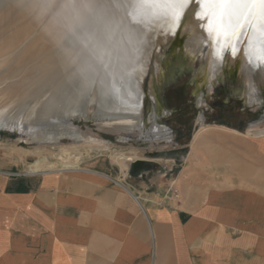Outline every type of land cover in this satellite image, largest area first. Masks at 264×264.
<instances>
[{
  "label": "crops",
  "instance_id": "crops-1",
  "mask_svg": "<svg viewBox=\"0 0 264 264\" xmlns=\"http://www.w3.org/2000/svg\"><path fill=\"white\" fill-rule=\"evenodd\" d=\"M200 130L174 170L101 153L31 171L0 137V264H264V182L221 163L216 131L236 130Z\"/></svg>",
  "mask_w": 264,
  "mask_h": 264
},
{
  "label": "bare ground",
  "instance_id": "bare-ground-1",
  "mask_svg": "<svg viewBox=\"0 0 264 264\" xmlns=\"http://www.w3.org/2000/svg\"><path fill=\"white\" fill-rule=\"evenodd\" d=\"M197 10L194 1L179 31H187L184 45L192 54L206 49L202 58L207 78L203 84L208 85L222 61L213 59L212 48L196 26L193 14ZM152 11L147 6H132L130 0H0V128L17 131L19 139L34 143L59 145L61 138H69L78 144L87 139L73 126L72 119L83 118L97 120V126L117 132H140L151 142L172 141L170 131L159 125L158 114H149L150 125L146 126L139 113L140 101L147 97L149 65L159 67L173 37L164 35L162 24L149 28L134 23ZM238 55L248 79L247 102L260 105L264 66L250 65L243 54ZM228 57L232 59L229 51ZM262 119L264 110L259 121ZM257 122L251 126H257ZM256 134L263 136L264 129ZM90 140L98 139L90 136ZM77 146L59 145L56 152L13 149L39 156L29 165L31 171H38L50 155L64 159L74 153L81 159L94 149L84 145L83 154ZM110 156L119 162V156ZM138 159L134 156L133 160ZM75 164L64 166L69 170ZM54 165L49 163V167Z\"/></svg>",
  "mask_w": 264,
  "mask_h": 264
},
{
  "label": "rangeland",
  "instance_id": "rangeland-1",
  "mask_svg": "<svg viewBox=\"0 0 264 264\" xmlns=\"http://www.w3.org/2000/svg\"><path fill=\"white\" fill-rule=\"evenodd\" d=\"M186 34V31L181 33L179 30H176V33L171 38V43H169L165 51L169 53L170 48L176 50L179 44L184 46ZM169 57L170 55L168 54L166 56V61H168ZM193 60L196 62L195 59ZM160 66H162V64ZM191 73L187 72L175 76L164 74L162 76L159 71L149 78L151 79L152 85H158L156 92L157 97L156 93L153 92L156 99L154 103L157 105L156 109L158 112L161 111L162 113L157 121L159 125L166 127L170 131V139L172 141L165 142L163 140H158L156 142H151L141 137L140 132H136L135 134L117 132L97 126L98 121L91 118V120L74 118L72 119L73 126L77 127L83 133L87 142L75 144L72 139L61 138L59 140V145H78L77 147L80 149L84 145H90L94 146V149L90 151L88 155H85L83 149H81L80 152L84 154L81 159H77L76 157L80 155L75 154V157L74 153L69 157H63L64 159L50 155L46 158V162L43 163L47 166L44 165L41 169L65 168L66 166L64 165L77 164L87 156L101 153L116 154L119 156V162H123L125 165L128 161H134V156H136L142 160L149 158L160 167H170L173 164V170L174 168L181 169L182 166L185 165L186 153L192 143L194 133L198 129H202V127L212 129L218 128L214 125H219L237 131H216V134L221 133L222 136L220 137L221 139L215 143V145L217 144L216 147L222 150L218 151V155L222 159L221 163H226L227 167L237 165L247 170L242 172V175H244L243 179L246 180L247 183H251L252 180L263 183L264 159L256 152H253L251 148L252 142H264V137H254L262 136L256 134V132L260 128L264 129V119L259 121L264 110V92H262L263 103L261 102L260 105H250L247 102V76L242 74L240 70H231L223 72L219 82L212 81L213 79L211 78L215 76L212 75L208 85L203 84L202 94L195 96L193 93L194 85L191 82L192 78L195 76H191ZM67 80L70 81L69 79ZM162 81L163 83H161ZM34 96H38V93ZM152 103V100L148 97H145V99L143 97L140 101L139 113L143 115V121L146 126L150 125L149 118L147 117L150 107L153 105ZM93 106L94 104L92 102L90 108ZM200 115L201 118H199ZM255 120H258L257 123L259 124L252 127L251 124ZM248 130L251 133H248ZM20 135L21 134H15V131H10L8 129L0 130L1 139L7 140L9 143H13V145H18L19 147L32 150L44 149L55 152L59 147L58 144L51 145L45 142L34 143L33 141L25 140L24 137L19 139ZM90 136L98 140L93 142L90 140ZM104 147L109 148L110 152L105 150ZM225 148L227 150H225ZM235 152H237L238 157H235ZM226 153H230L231 157H227ZM120 154L125 158H122L123 156ZM19 155L25 163H33L35 160L40 159L39 156L34 155ZM49 163H54V167H49Z\"/></svg>",
  "mask_w": 264,
  "mask_h": 264
},
{
  "label": "snow or ice",
  "instance_id": "snow-or-ice-1",
  "mask_svg": "<svg viewBox=\"0 0 264 264\" xmlns=\"http://www.w3.org/2000/svg\"><path fill=\"white\" fill-rule=\"evenodd\" d=\"M190 0H130L132 6L154 9L134 23L162 24V31L175 34L183 22ZM193 18L212 48L214 60L222 61L224 53L243 54L246 61L264 66V0H197ZM133 13H129L132 15Z\"/></svg>",
  "mask_w": 264,
  "mask_h": 264
},
{
  "label": "water",
  "instance_id": "water-1",
  "mask_svg": "<svg viewBox=\"0 0 264 264\" xmlns=\"http://www.w3.org/2000/svg\"><path fill=\"white\" fill-rule=\"evenodd\" d=\"M197 1V0H190L189 6L192 2ZM188 6V7H189ZM187 13V12H186ZM186 16V14H185ZM184 16V17H185ZM176 30H180V27L177 28ZM175 30V33H176ZM186 31V30H184ZM183 32V31H182ZM181 32V33H182ZM187 32V31H186ZM167 38H170L172 35L174 34H165ZM169 43H171V39H169ZM168 43V45H169ZM207 53L206 49L199 53V54H192L189 49H187L184 46H182V44L178 45V48L175 49H171L170 48V52H164V54L161 56L160 60H159V67H155L153 64L149 65V69H148V73L146 76V81H145V87L147 88L146 90H149V92L147 91L146 96L152 100V106L150 107V111L149 114H158V116H161V111H157L156 107L157 105L154 104L156 99L155 96L153 94L157 92L158 89V85L151 84V79L150 76H153L156 72L161 73V75L163 76L164 74H169V75H177V74H185L187 72H192L191 76H195L192 78L191 82L194 85V95L195 96H199L200 94H202L203 92V83L205 81V79L207 78L205 71H207V66L204 65L203 63V58L202 56L205 55ZM170 55L168 61H166V56ZM196 60V62H194V60ZM162 64V66H160ZM231 70H240V72L242 74H245V70L242 67V64L240 62L239 59V55L236 56H232V59L230 60V57H228V51H226L224 53V57L223 60L221 62V67L219 72H217V74H215L214 78L212 81H217L219 82L221 80V75L223 72L226 71H231ZM149 79V80H148ZM163 83V81L161 82ZM211 86V85H210ZM262 92H264V86H262ZM156 97H157V93H156ZM261 107V106H260ZM0 130H2V128H0ZM18 132L15 131V134H17Z\"/></svg>",
  "mask_w": 264,
  "mask_h": 264
},
{
  "label": "built area",
  "instance_id": "built-area-1",
  "mask_svg": "<svg viewBox=\"0 0 264 264\" xmlns=\"http://www.w3.org/2000/svg\"><path fill=\"white\" fill-rule=\"evenodd\" d=\"M172 192H173V196L176 198L178 196V190L173 188Z\"/></svg>",
  "mask_w": 264,
  "mask_h": 264
}]
</instances>
